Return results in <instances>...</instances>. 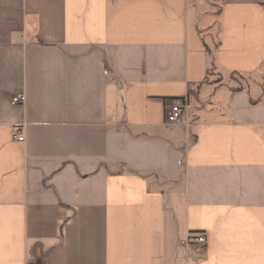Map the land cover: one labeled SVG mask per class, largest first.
Wrapping results in <instances>:
<instances>
[{"label":"crops","instance_id":"1","mask_svg":"<svg viewBox=\"0 0 264 264\" xmlns=\"http://www.w3.org/2000/svg\"><path fill=\"white\" fill-rule=\"evenodd\" d=\"M0 264H264V0H0Z\"/></svg>","mask_w":264,"mask_h":264},{"label":"built area","instance_id":"2","mask_svg":"<svg viewBox=\"0 0 264 264\" xmlns=\"http://www.w3.org/2000/svg\"><path fill=\"white\" fill-rule=\"evenodd\" d=\"M22 103H24L23 97H19L14 101V104H22ZM187 109H188L187 100L179 101L173 104L167 112V122L172 125L179 124L183 120L184 113L186 112ZM14 138L19 142L25 141L24 136L20 134L15 135ZM192 242H194L195 244L201 247H205L207 244V238L204 234H199L194 238H192Z\"/></svg>","mask_w":264,"mask_h":264},{"label":"rangeland","instance_id":"3","mask_svg":"<svg viewBox=\"0 0 264 264\" xmlns=\"http://www.w3.org/2000/svg\"><path fill=\"white\" fill-rule=\"evenodd\" d=\"M232 79H233L234 81L240 83L243 87H245V86L248 84V83H246L245 81L240 82V80H239L240 77H239V76H235V75L233 76V75H232ZM243 79H244V78H243ZM245 79H246V77H245ZM245 79H244V80H245ZM233 85H234V86H237L238 84H236L235 82H233Z\"/></svg>","mask_w":264,"mask_h":264}]
</instances>
